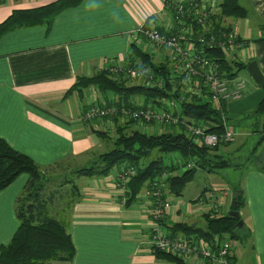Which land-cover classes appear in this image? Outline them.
I'll use <instances>...</instances> for the list:
<instances>
[{"label": "crops", "instance_id": "obj_1", "mask_svg": "<svg viewBox=\"0 0 264 264\" xmlns=\"http://www.w3.org/2000/svg\"><path fill=\"white\" fill-rule=\"evenodd\" d=\"M53 1L0 0V22L14 9L38 7ZM204 1L220 5L222 0ZM238 1L247 9L246 17L220 18L217 15V18L223 25L221 28L233 30L245 41L244 60H255L264 74V0ZM167 5L164 0H82L78 6L56 15L50 27L34 25L2 35L0 138L42 167L62 160L59 163L62 167L55 168L53 173L60 168L73 170L89 164L99 154L111 149L113 135L102 137L97 131L113 128L115 121L106 118L84 121L82 114L88 104L108 101L109 98L117 100L120 99L118 95L103 92L95 85L82 89L80 93L69 90L77 76H90L105 70L110 66L109 58L120 57L129 63L128 60L133 58L129 55L131 44L149 52L154 61H168L171 67L167 50L154 47L142 35L136 34L146 17H152L150 20L161 29L179 28ZM219 11L220 7L214 15ZM216 23V18L211 19L209 29ZM134 34L137 39L132 41L131 35ZM243 92L239 100L226 103L225 108L236 115L246 113L262 97L261 87L247 80ZM142 101L140 98L139 103ZM137 125L143 129V124ZM151 128L148 126L147 130ZM214 152L223 158L230 153L223 146ZM253 154L258 165L233 164L242 170V179L231 190L225 174L204 171L208 183L193 198L181 201L184 211L165 218L168 231L174 222L204 227L203 214L206 212L196 199L209 187L218 190L223 207L232 204L236 195L234 191H242L244 205L239 213L243 224L237 233L247 235V242L237 244L231 250V258L235 264H264V139L256 149L253 148ZM76 157L84 159L78 164L70 163ZM126 166L128 164L106 176L75 177L80 196L68 200L71 206L67 212L75 247L71 264H173L156 258L148 247L152 226L148 210L152 199L146 196V187L140 191V197L127 206L115 188L116 173ZM27 178V173H21L0 191V245L9 242L19 225L15 202ZM192 180L186 184L185 190ZM188 201L194 202L190 204ZM222 214L226 213L221 207ZM181 235L185 234L178 232L176 237ZM204 261L193 257L188 264H211Z\"/></svg>", "mask_w": 264, "mask_h": 264}, {"label": "trees", "instance_id": "obj_2", "mask_svg": "<svg viewBox=\"0 0 264 264\" xmlns=\"http://www.w3.org/2000/svg\"><path fill=\"white\" fill-rule=\"evenodd\" d=\"M81 2L82 0H55L38 7L14 9L7 18L0 22V37L22 27L34 25L50 27L56 15L65 9L78 6ZM167 6L173 14L172 6L169 3ZM219 7V13L211 16V19L216 18L218 23L210 29V32L216 33L217 29H222L223 25L217 15L220 18H244L247 16V9L238 0H222ZM145 24L143 27L146 26ZM201 32L198 26H194L191 38L195 39ZM205 51L209 56L216 57L223 66L226 64L224 68L227 69L228 75L236 74L230 73L232 67L227 65L223 50L205 48ZM129 55L133 57L128 60L131 66L148 68L156 78L160 79L163 87L158 88L150 84L127 85L123 81L112 79L106 70H99L90 76H77L75 84L69 91L76 90L80 93L82 89L95 85L103 92H115L121 98V102L131 110L140 109L142 105L147 106L148 103L157 101L161 97L174 99L182 117L198 121L199 125L204 124L208 133H214L221 137L227 124L226 103L218 108L201 96L195 94L189 96L187 93L185 99L180 100V89L173 90L176 86L172 77L174 73L168 61H154L149 52L144 51L136 44H131ZM250 61L252 59L245 63L238 62L240 67L236 72L246 69ZM261 89L262 97L255 105L254 110L241 115L244 118L252 114L259 116L257 128L252 131L259 135L254 149L264 139V85ZM136 96H138V101L134 98ZM140 98H143V101L139 103ZM114 121L116 122V134L113 135L111 149L99 154L97 159L89 164L73 170L60 168L55 173H53L55 168L62 167L59 164L62 160L42 167L32 157L16 150L5 139L0 138V191L21 173L28 175L15 202V213L19 225L9 242L0 245V264H71L75 247L69 232L70 221L66 210L71 206L68 200L80 196L79 189L75 184V177L106 176L112 171L115 164L127 162L128 166L135 169L134 175L126 183L123 202L127 206L136 200V195L143 187L148 186L150 180L163 173L167 175L165 180L167 192L173 196V199H177L182 195L186 184L194 178L197 171L215 173L217 169L232 165L222 155L214 152L220 146L230 142L220 140L213 147H206L189 137L182 125H178L179 130L177 131L146 132L148 125L152 124L150 121L143 123V129L138 127L137 124H141L138 119L123 122L114 119ZM97 132L102 137H108L106 131ZM154 152L158 155L146 165L139 166L141 159L151 157ZM164 155L170 156L168 163L164 162ZM175 156L178 160H175ZM189 163L192 164V167L183 169ZM178 170L180 172H177ZM235 194L230 210L234 208L239 211L244 205V197L242 191H238V193L235 191ZM203 219L204 227L174 222L169 226V235L176 237L178 232H182L185 235L205 240L212 239L215 235H228L230 238L238 240L247 238V235L241 236L237 233L239 231V227L236 226L238 220L229 217L227 213L218 215L214 212H206L203 214ZM153 253L156 258L173 264H188L182 258L172 254L161 251Z\"/></svg>", "mask_w": 264, "mask_h": 264}, {"label": "built area", "instance_id": "obj_3", "mask_svg": "<svg viewBox=\"0 0 264 264\" xmlns=\"http://www.w3.org/2000/svg\"><path fill=\"white\" fill-rule=\"evenodd\" d=\"M164 1L172 6V16L179 28L173 30L174 26H169L161 29L152 21V17H146L136 34L142 35L154 47L168 51L171 70L176 77L172 76L176 85L173 90L180 89V100L185 99L186 93L189 96L195 94L218 108L223 103L239 100L243 95L246 79L238 74L240 71H236L240 67L238 62L245 63L247 47L245 41L231 29L222 28L217 33L210 32L211 16L214 15L219 5L214 2L208 4L204 0ZM144 24L145 27H143ZM194 26H198L202 32L192 39L191 34ZM136 34L131 35L132 41L137 39ZM205 48L223 50L227 65L232 67L230 73L236 74L228 75L227 69L224 68L226 64L223 66L216 57L209 56ZM108 62L110 66L105 70L112 79L143 80L147 85L163 87L160 79L157 77L158 80L148 68H135L130 63H125L124 59L120 57L109 58ZM120 99L109 98L108 101L101 100L88 104L83 111L82 119L92 121L106 118L118 119L121 122L138 119L141 124L150 121L158 127L155 129L151 126L152 132L174 130L175 126L182 125L189 137L206 147H213L220 140L232 142L234 139V131L227 124L225 132L219 137L214 133H208L204 124L198 125L193 119L182 117L174 99L161 97L157 101L150 102L147 106L142 105L140 109L135 110L127 108ZM175 160H178L176 156ZM191 167L192 164L189 163L183 169ZM134 173L135 169L131 166H126L117 172L115 188L120 192L122 202L125 185ZM166 179L167 175L163 173L150 180L145 191L146 196L153 200V207L148 210L152 222L148 239L149 249L152 252L161 251L172 254L185 261L198 257L211 264H235L231 258V250L238 244L235 238H230L228 235H215L211 240H205L188 235L178 237L169 235L164 223L165 218L178 211H184L185 206L178 199H173V196L167 192ZM140 195L141 193H138L136 198H139ZM197 201L205 212H214L220 215L223 200L215 187L204 190Z\"/></svg>", "mask_w": 264, "mask_h": 264}, {"label": "rangeland", "instance_id": "obj_4", "mask_svg": "<svg viewBox=\"0 0 264 264\" xmlns=\"http://www.w3.org/2000/svg\"><path fill=\"white\" fill-rule=\"evenodd\" d=\"M217 30H218L217 32L220 31V29H217ZM239 75L245 77L247 82L253 83L254 85H257L254 82V80L251 78L249 73L246 71V69H242L239 72ZM126 82H127L126 84H129V85H134V84L144 85V84H146L143 80L139 81V80H134V79L126 81ZM113 93H115V92H113ZM247 93H248V87L246 88L245 95ZM137 97L138 96H136L134 98H137ZM230 103H233V102H228L227 104H230ZM254 107L252 109H250L249 112L254 110ZM242 114L243 113L236 115L234 112H231L230 110L225 111V115L227 117L228 125L235 130V132H234L235 135H234L233 141L227 145H222L223 148L227 147V150L230 151V153L224 155L226 157L224 159H227L232 165L229 167H226V168L217 169L216 172H217V174L220 172L225 174L224 176L226 178V183H227V186L230 190L232 189V187L236 183H238L242 179V174H241L242 170L235 168L233 166L234 163L239 162V163L245 164L248 167L255 166V165L259 164L258 161H256L254 159L255 154H253V148L256 145V142L259 140V135L257 133L252 132L253 130H255L257 128V123L259 122V116L252 114L251 116L244 118L241 116ZM148 126H153V127H155V129L158 128L156 124H149ZM173 129L176 131L179 130L178 126H175ZM101 131H106L107 134H112V135L116 134L114 127L110 128L108 130H101ZM145 131L146 132H152V130H145ZM243 131L244 132L246 131L247 133H244ZM157 155L158 154H156L154 152L151 157L141 159L139 161V166L146 165L152 158H154ZM83 159L84 158L76 157L73 159V162H70V163L78 164ZM169 160H170V156L164 155V162L168 163ZM126 163L127 162H125V161L119 162V163L115 164V166L113 167L112 170L115 171L118 167H121ZM177 172H180V170H178ZM201 172H203V173H201ZM207 183H208V180H207V176L204 174V171L196 172L192 182L190 184H188L189 186H188L187 190H185V188H184L182 195L180 197H177V199L179 201H187L189 198H193L198 193L199 189ZM188 202H190V201H188ZM193 202L194 201H191L190 204H192ZM230 204H231V202H230ZM228 206L229 205L224 206V207L222 206V212L223 213L228 214V212L230 210L228 208ZM67 212H68V210H66V214H67ZM208 240H211V239H208ZM246 242H247V240L245 238L238 240V244H244ZM263 247H264V245L262 246V248ZM200 260H202V259L199 258V261ZM185 262L188 263V261H185ZM204 262L207 263L208 261L205 260Z\"/></svg>", "mask_w": 264, "mask_h": 264}, {"label": "water", "instance_id": "obj_5", "mask_svg": "<svg viewBox=\"0 0 264 264\" xmlns=\"http://www.w3.org/2000/svg\"><path fill=\"white\" fill-rule=\"evenodd\" d=\"M246 71L249 73L251 78L254 80V82L257 84L258 87H262L264 85V74L258 67V64L255 60L250 61L246 66ZM228 216L234 219H237L236 226L241 227L243 224L242 219H240L239 211L236 209H231L228 212Z\"/></svg>", "mask_w": 264, "mask_h": 264}, {"label": "bare ground", "instance_id": "obj_6", "mask_svg": "<svg viewBox=\"0 0 264 264\" xmlns=\"http://www.w3.org/2000/svg\"><path fill=\"white\" fill-rule=\"evenodd\" d=\"M193 121H194V120H193ZM194 122H195V124H198V125H199V122H198V121H194ZM115 123H116V122H115ZM115 123L113 124V127H114V128H115V125H116ZM201 125H202V123H201ZM116 175H117V173H116ZM115 179H116V178H115ZM126 186H127V185H125V190H126Z\"/></svg>", "mask_w": 264, "mask_h": 264}, {"label": "clouds", "instance_id": "obj_7", "mask_svg": "<svg viewBox=\"0 0 264 264\" xmlns=\"http://www.w3.org/2000/svg\"><path fill=\"white\" fill-rule=\"evenodd\" d=\"M207 261V260H206Z\"/></svg>", "mask_w": 264, "mask_h": 264}]
</instances>
